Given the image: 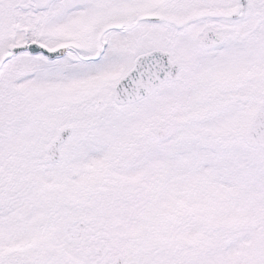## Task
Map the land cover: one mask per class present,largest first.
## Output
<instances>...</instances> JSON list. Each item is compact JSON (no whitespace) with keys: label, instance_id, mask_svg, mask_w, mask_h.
Listing matches in <instances>:
<instances>
[{"label":"snow or ice","instance_id":"6c2138e0","mask_svg":"<svg viewBox=\"0 0 264 264\" xmlns=\"http://www.w3.org/2000/svg\"><path fill=\"white\" fill-rule=\"evenodd\" d=\"M0 264H264V0H0Z\"/></svg>","mask_w":264,"mask_h":264}]
</instances>
